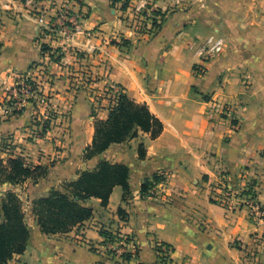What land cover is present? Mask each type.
Returning <instances> with one entry per match:
<instances>
[{
	"label": "crops",
	"instance_id": "1",
	"mask_svg": "<svg viewBox=\"0 0 264 264\" xmlns=\"http://www.w3.org/2000/svg\"><path fill=\"white\" fill-rule=\"evenodd\" d=\"M172 3L156 1L164 15L159 30L136 40L123 20L131 12L114 0H0V93L45 62L46 79L39 88L50 92L61 125L54 136L63 140L59 150L52 134L33 136L35 107L26 104L16 114L1 98L2 158L16 153L33 164L57 159L37 184L3 185L17 192L30 216L27 249L8 264H264V220L249 205L229 210L210 198L221 181L236 187L247 177L254 183L255 200L264 206V0ZM63 6L84 17L82 31L71 40L54 41L44 30ZM214 34L224 39V48L204 62L200 48ZM116 37L127 40V46L110 43ZM44 43L67 49L68 65L44 57ZM198 64L206 68L200 76L194 69ZM108 84L147 104L163 131L156 139L139 131L86 158L96 119L107 120L117 102L116 95L113 101L109 95L96 102L86 89ZM6 143L10 147L3 151ZM103 161L129 166L130 193L116 186L107 206L96 198L81 202L93 209L91 219L66 234L43 233L33 201ZM156 176L161 193L149 196L143 184ZM101 230L129 237L136 252L132 259L111 253ZM158 243L173 249L166 262Z\"/></svg>",
	"mask_w": 264,
	"mask_h": 264
},
{
	"label": "trees",
	"instance_id": "2",
	"mask_svg": "<svg viewBox=\"0 0 264 264\" xmlns=\"http://www.w3.org/2000/svg\"><path fill=\"white\" fill-rule=\"evenodd\" d=\"M117 1L120 0H114V4ZM128 7L129 0H126L122 10H127ZM127 43L126 41L118 45L122 47ZM41 46L43 55H49L53 61L59 60L52 53L55 49L51 45L44 43ZM116 100L107 120L96 119L94 138L86 149V158L104 153L112 144L126 142L137 136L139 131L149 133L153 139L161 135L163 123L151 112L147 104L138 103L124 92L120 93ZM21 111L22 109L15 113L19 114ZM140 148V156L144 157V148ZM48 174V167L28 164L23 157L0 160V184L21 185L29 180L37 184L47 178ZM129 176L128 165L103 161L96 170L84 171L77 180L66 184V192L53 189L46 197L34 200L33 214L41 231L47 235L66 234L84 224L92 218L93 209L81 202L96 198L101 200L103 206H107L114 187L121 186L125 194L130 193ZM160 181L157 176L152 181H146L143 191L148 193L150 188ZM119 215L123 219L126 218L122 209H119ZM25 217L26 212L20 196L15 192H8L0 200V264H8L16 255L25 253L30 239ZM101 234L108 242L119 239L112 232L102 230ZM156 250L159 252L162 248L157 246ZM132 255L127 252L121 257L124 261H130ZM161 259L166 262V256H161Z\"/></svg>",
	"mask_w": 264,
	"mask_h": 264
},
{
	"label": "built area",
	"instance_id": "3",
	"mask_svg": "<svg viewBox=\"0 0 264 264\" xmlns=\"http://www.w3.org/2000/svg\"><path fill=\"white\" fill-rule=\"evenodd\" d=\"M31 1L33 0H27L28 3H30ZM156 1L157 0H129V7L127 10L124 11H130V12L134 11L139 15L141 13H144L145 11L147 13V16H151L152 18H158L156 12H158L160 9L156 7L155 5ZM166 1L180 4L185 2L186 0H166ZM123 2L126 3V0H120L117 1L116 3L123 4ZM143 16L144 15H142L141 17ZM83 19L84 17L80 13L74 12L69 6H63L59 10L54 22L50 23L47 29L44 30L45 31L44 35L51 37L52 39H54V41L57 38L71 40L73 39L76 33L82 31L81 23ZM86 34L87 36L90 37L92 35V32H87ZM223 48H224L223 38L217 36H210L200 48L199 53L201 55V59L204 62H208L213 58H215L218 54H220ZM52 53L55 54V51H53ZM194 69H195V73L199 76L203 75L206 71L205 66H203L202 64L195 65ZM29 78L30 77L27 76V79ZM31 83H29V85H26L25 79H22L20 81L21 85L19 83L17 85H19L18 87H21L23 85L28 89H31L33 85L34 86L36 85L37 86L36 89L38 91L39 85L36 82H33L34 83L33 85ZM113 89L114 91L117 92L118 95L122 93V90L116 86H113ZM14 95L11 92L8 93L7 96H5L4 98L5 102L13 106L14 104L13 102L17 100V98ZM160 183L161 182L155 183L154 186L150 188L147 194L149 196L159 195L161 193L159 189ZM254 187L255 186L253 181L247 179V177L243 178L242 185L236 187H231L230 184L227 183L226 181H221L219 184L215 185V189L212 190V192L210 193V198L213 202L219 203L220 205L224 206L229 210L241 208L243 207L242 206L243 204L249 205L255 211L256 216L259 219L264 220V206L255 200L253 193ZM245 196H248L249 198L247 200H244L243 203L241 201V198ZM118 238L119 239L116 240L115 242L109 243V248L115 251L119 257L123 253H127V252L132 254L136 253L133 251V249L129 247L132 244V240L129 237L118 236ZM157 246L161 247L163 250L158 252L159 255L166 256V261L169 260V257L171 256L173 249L161 243H158L156 247Z\"/></svg>",
	"mask_w": 264,
	"mask_h": 264
},
{
	"label": "rangeland",
	"instance_id": "4",
	"mask_svg": "<svg viewBox=\"0 0 264 264\" xmlns=\"http://www.w3.org/2000/svg\"><path fill=\"white\" fill-rule=\"evenodd\" d=\"M123 4H124V2H123ZM180 5H182V3L177 4V3L173 2L171 6L172 7H175V6L177 7V6H180ZM142 15H144V16L141 17ZM156 15H157L158 18H152L151 16H147V13L145 11H144V13H141L140 15L137 14L136 12L132 11L130 13V16H129V18H131L132 20H129L128 17H123V20L126 22L127 28H131L133 31H135L134 35L138 38L136 40H139V39H141L140 37L145 36V35H147L148 37H151V36H153L155 34L154 30H156V31L159 30V27L161 25L160 23H161V21H163L162 17L164 15L161 12V10L156 12ZM211 36H218V35L214 34V35H211ZM126 41L127 40H125L123 37H122V39H119V37H116V38H113L110 43L118 45V44H124ZM124 46H127V44L124 45ZM66 52H69V51L67 49L64 50L62 47H56L54 56L56 57V59L59 58V60L58 61L55 60V62L62 63L63 65L64 64L68 65V62L66 60H64ZM74 55H75V57H78L77 53L74 54ZM44 57H46V55H44ZM79 57H80V55H79ZM45 68H47V64L45 62L37 63V66L35 68H33V71H31V74L27 75L30 78L27 79V76H21L20 79L18 80V83L20 84V81L22 79H25L26 85H29V83H31V82H32L31 83L32 85L34 84L33 82H36L38 85H39L38 82L43 84V81L46 79V77L43 78L44 77L43 74L46 73ZM35 70H36L35 73L36 74H40L41 77L43 78L41 81L36 79L38 76L37 77L33 76L35 74L34 73ZM27 80H30V81L27 83ZM47 82L48 83L51 82L50 78L47 79ZM17 84L15 85V89L13 88L12 90H9V91H7V92H5L3 94L0 93V96H1L0 100L3 97L5 98V96H7V94L11 92V93H13V95L15 94L14 96L17 98V100H15L13 102L14 103L13 106H10V107H12L14 109L12 111H19V110L23 109V106L26 105V104H30L31 106L35 107V109H34V113L35 114H34V119H33L34 129H32L33 132L31 131L33 133V136L46 138L49 135L50 136L53 135L52 138L59 139V141H56V144L58 146L57 149H59V148L62 149L63 143L60 142V140L63 141L62 140V136L60 134L57 135V136H54V132H53V131L57 130V128L61 127V125H60V123L58 121L59 118H57L58 117L57 116L58 113L55 110V108L52 106V104L50 103V92L49 93H45V91L42 88H39L38 91H37V89H36L37 86L36 85L35 86L33 85V87H31V89H28V88L24 87L23 85L21 87H18L19 85H17ZM113 86H116V87L120 88L122 90V92H123V89H124L123 87L117 86V85H109V84H108V86L106 85V87L102 88V89H96L95 87H89V88L87 87L86 91H88V93L91 95L93 100L94 101L96 100V102L100 98L107 99L109 95H110L111 101H113L115 95H116V97H118V94H117L116 91H114ZM4 98L2 100L5 102ZM108 100H109V98H108ZM10 101H12V100H10ZM66 123L68 124V121ZM5 145H7V147H5V150H3V151H6V149H9L8 147H10V143H6ZM7 154L8 155L6 157H4V158H2V155L0 154V160L7 161L9 158L23 157L20 154H16V153H7ZM23 158L26 160L25 157H23ZM56 160L57 159H53V160H51V159H49V160L47 159L46 160L45 159V161H43L42 164H33V162H30V161H27V160H26V162L28 164H32V165H42V166L48 167L49 168V173H50L51 167H53V165L55 163H57ZM48 176H49V174H48ZM68 183H69V181H62V184H61L62 189H61V186H59L60 188H59L58 191H62L63 189H65V186ZM6 184H8V183H6ZM3 185L4 184H0V200L8 192H14V191H11V190H6ZM15 193L17 194V192H15ZM23 204H24V202H23ZM25 206H26V204H24V210L26 212L25 220H26V222L28 224L29 221H30V218H29L30 216L27 213V209H25ZM28 226H29V224H28ZM108 243H111V241H109Z\"/></svg>",
	"mask_w": 264,
	"mask_h": 264
}]
</instances>
